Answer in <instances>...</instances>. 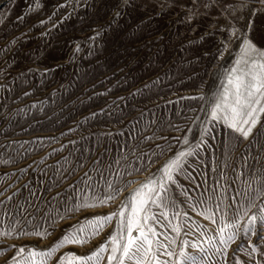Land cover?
Wrapping results in <instances>:
<instances>
[{
	"label": "snow or ice",
	"instance_id": "snow-or-ice-1",
	"mask_svg": "<svg viewBox=\"0 0 264 264\" xmlns=\"http://www.w3.org/2000/svg\"><path fill=\"white\" fill-rule=\"evenodd\" d=\"M75 2L77 5L84 2L88 6L86 0ZM121 6L126 9L134 7L135 3L134 0H121ZM65 7L66 4H57L47 20H38L32 28L43 27L45 31L41 35H51L52 30L62 23V20L52 23L53 17ZM166 7L180 8L185 23H200L204 28L201 40L210 44L204 55L216 61L208 74L219 83L213 88L205 86L198 95L181 97L203 101V104L190 109L191 116L180 113L185 121L183 127L168 122L167 132L179 135H166L164 128H152L149 124L143 129V133L148 134L139 139L142 133L138 132L139 142L126 143L119 158L110 160L106 169L99 168V159L93 160V166L78 182L69 184L68 189L51 197L56 206L45 201L42 194L37 196L38 190L30 189L23 215L16 211L11 213V218L7 211L0 214L6 222L0 227V264H264V170L253 171L249 181L243 182L245 186L232 188L231 195L227 180L223 186L214 180L211 187L206 178L203 182L196 180V174L203 173L201 165L206 163L207 152L212 150L214 155L215 145L211 141L217 139V128L224 137L226 154L228 142L234 138L236 143L231 151L244 144L242 159L250 157L258 165L264 162V0H172L171 5L160 3L161 10ZM121 15V8H117L104 25L91 29L89 55L109 52L105 37L109 33L115 36L113 26L118 27ZM17 19L23 21L25 17L18 16ZM49 23L52 28H47ZM27 35L25 32L12 37L0 52L7 55ZM115 43L116 47L109 55L114 54L117 59L126 57L127 48L123 47L121 38L117 37ZM81 50L77 43L67 62H71ZM4 63L9 64L7 60ZM14 65L15 62L10 66ZM61 67L62 64L57 62L53 67L46 66L43 71L29 68L26 72H19L13 82L34 71L45 77ZM123 71L117 64L113 75ZM8 75L10 73H4L5 81L0 82V89L10 93ZM158 81L159 77L151 85L144 84L130 95L142 96ZM60 87L67 91L64 85ZM55 91L60 92V89ZM3 107V119L10 121L8 105ZM104 113L105 109L101 108L98 113H91V117ZM76 130L69 128L68 131ZM64 135L66 133L62 132L61 136ZM56 139L55 136L39 137L33 143L43 145L45 141ZM16 143L11 141L4 147ZM77 143L69 141L71 145ZM65 147L61 144L60 149H53V152ZM86 151L89 156L78 161L75 167H61L57 171L59 181L56 187L60 181L67 182L80 168L87 167L92 150ZM213 172H216L215 159ZM138 175H143V179H132ZM8 187L10 189L13 185ZM19 191L17 189L5 199L10 202ZM4 195L0 192V196ZM41 203L46 206L41 207ZM3 204L4 200H0V205ZM105 207L112 210L106 213L95 211ZM72 220L75 222L61 226L62 222ZM57 229L61 235L44 249L6 243L23 236L46 239ZM94 239L99 242L92 244ZM90 244V250L83 254L74 250L62 251L67 246ZM9 252L13 254L9 256Z\"/></svg>",
	"mask_w": 264,
	"mask_h": 264
},
{
	"label": "rangeland",
	"instance_id": "rangeland-1",
	"mask_svg": "<svg viewBox=\"0 0 264 264\" xmlns=\"http://www.w3.org/2000/svg\"><path fill=\"white\" fill-rule=\"evenodd\" d=\"M165 2L171 5L172 0H146V3L145 0H134L135 6L125 9L121 0H86L88 6L84 2L77 5L75 0H0V48L12 37L25 32L28 34L7 55L0 52V82L5 81L4 73L8 72L7 81L12 88L10 93L0 89V192L5 193L0 196V200H4V204L0 205V214L7 211L11 218V213L16 211L23 215L30 189L38 190L37 196L42 194L45 201L56 206L51 197L68 189L69 184L78 182L83 173L93 166V160L99 159V168L106 169L110 160L119 158L126 143L139 142L138 132L142 133L139 139L148 134L143 133V129L149 124L152 128H164L166 135H179L167 132L168 122L179 123L183 127L185 121L180 113L191 116L190 109L201 107L203 101L181 97L198 95L205 86L213 88L219 83L208 74L216 61L204 55L210 44L201 40L205 31L201 24L185 23L180 8L166 7L161 10L160 3ZM57 4H66V7L59 9L52 23L58 20L62 23L52 30L51 35L42 36L45 28L32 26L40 19L47 20ZM117 8H121L122 15L118 27L113 26L115 36L109 33L105 37L109 52L89 55L91 29L104 25ZM18 16L25 19L18 20ZM142 21L146 23L142 24ZM52 23L47 28H52ZM29 28L32 31H28ZM117 37L127 48V56L119 59L114 54L109 55L116 47ZM77 43L82 50L72 57L71 62H67ZM5 60L9 64H5ZM13 62L15 65L10 66ZM57 62L62 67L55 73L41 77L39 72L34 71L13 82L21 71L26 72L29 68L43 71L46 66L53 67ZM117 64L124 71L114 76ZM157 77L159 81L150 90H145L142 96L130 95L144 84L151 85ZM61 85L67 91L61 89ZM25 92L29 95L25 96ZM119 97L126 99L119 100ZM5 104L8 105L7 112L11 113L10 121L3 119ZM33 104L37 107L32 108ZM101 108L105 109V113L92 118L91 113H98ZM69 128L77 130L69 132ZM62 132L66 135L61 136ZM51 136H55L56 141H45L43 145L33 143L39 137ZM82 136L87 139L82 140ZM216 137L215 141H211L215 145L214 155L212 150L207 152L206 163L201 165L203 173H197L196 180L203 182L206 178L209 187L214 180L219 181L221 186L227 180L231 185L228 190L231 195L232 188L242 189L245 186L243 182L249 181L253 171L264 170V162L258 165L250 157L242 159L244 144L231 151L236 143L234 138L229 140L226 154L224 137L218 128ZM11 141L18 143L5 148L4 145ZM69 141L78 143L71 145ZM61 144L67 147L53 152V149H60ZM88 149L92 151L87 167L80 168L67 182L60 181L59 187H56L59 181L57 171L61 167H75L78 161L89 156ZM252 152L255 154L254 149ZM132 179L142 180L143 175L133 176ZM26 184L28 187H24ZM9 185L13 187L9 189ZM252 186L255 187V184ZM47 188L52 190L47 191ZM17 189L19 193L10 202L7 201L5 197ZM45 206L41 203V207ZM111 210L105 207L95 211L106 213ZM73 222L75 220L64 221L61 226L66 227ZM4 223L0 215V227ZM60 235L57 229L46 239L23 236L6 243L44 249ZM98 242L94 239L91 243ZM90 248L91 244L67 246L62 251L74 250L83 254ZM12 254L8 253L9 256ZM237 255L243 256V253Z\"/></svg>",
	"mask_w": 264,
	"mask_h": 264
},
{
	"label": "bare ground",
	"instance_id": "bare-ground-1",
	"mask_svg": "<svg viewBox=\"0 0 264 264\" xmlns=\"http://www.w3.org/2000/svg\"><path fill=\"white\" fill-rule=\"evenodd\" d=\"M1 4V3H0Z\"/></svg>",
	"mask_w": 264,
	"mask_h": 264
}]
</instances>
